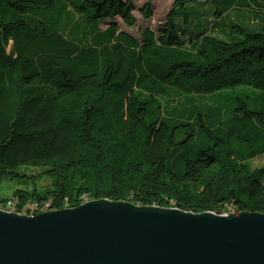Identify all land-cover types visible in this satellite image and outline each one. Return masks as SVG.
<instances>
[{"label": "trees", "instance_id": "trees-1", "mask_svg": "<svg viewBox=\"0 0 264 264\" xmlns=\"http://www.w3.org/2000/svg\"><path fill=\"white\" fill-rule=\"evenodd\" d=\"M192 1L136 38L116 22L137 25L132 0H0L1 208L105 199L264 214L248 165L264 157V0H240L249 27L221 26L238 0H214L211 28L189 42L176 22ZM241 89L251 95L226 111Z\"/></svg>", "mask_w": 264, "mask_h": 264}, {"label": "water", "instance_id": "water-1", "mask_svg": "<svg viewBox=\"0 0 264 264\" xmlns=\"http://www.w3.org/2000/svg\"><path fill=\"white\" fill-rule=\"evenodd\" d=\"M0 264H264V214L105 199L34 216L0 210Z\"/></svg>", "mask_w": 264, "mask_h": 264}, {"label": "rangeland", "instance_id": "rangeland-1", "mask_svg": "<svg viewBox=\"0 0 264 264\" xmlns=\"http://www.w3.org/2000/svg\"><path fill=\"white\" fill-rule=\"evenodd\" d=\"M135 5V11L133 12L134 17L137 19V25L134 28H129L124 25L121 19L117 18L116 22L119 24L121 31L126 32L127 34L140 38L141 32L150 29L152 31H157L160 26L165 24L167 16L171 13L173 9V4L175 0H132ZM151 5L152 16L149 19L143 18L141 10L147 5ZM243 2L238 0L234 2V9L230 15L224 19V23L221 26L225 25L227 27L238 26V27H249V13H243L242 18H240V13L236 9H239V6ZM223 10V7H220ZM219 9V10H220ZM216 14L217 8L214 4V0H193L186 7V15L189 17L188 21L183 16L177 18L176 26L180 33L182 34V39L187 41H192V38H197L201 35H205L209 30V19L208 11ZM107 23L102 25V28H106ZM211 28V26H210ZM249 29V28H247ZM236 31V30H233ZM243 92V93H242ZM248 92H252L248 89H241L237 94L234 92H227L224 96L226 100L223 102L222 106L227 111H232L236 106L237 98L243 95H251ZM216 97L210 98H198L192 102L186 110V114L193 113H205L209 107H214L217 103ZM185 102V100H184ZM228 118V115H224ZM248 165L253 169H259L261 173V179L264 180V157L257 158L248 163ZM233 210L226 211L223 214L232 212Z\"/></svg>", "mask_w": 264, "mask_h": 264}, {"label": "built area", "instance_id": "built-area-1", "mask_svg": "<svg viewBox=\"0 0 264 264\" xmlns=\"http://www.w3.org/2000/svg\"><path fill=\"white\" fill-rule=\"evenodd\" d=\"M0 210L6 211V212H17L15 209V204L12 201H9L7 205L3 208L0 207ZM51 211V207L48 203H41L36 205L28 206L27 208L23 209L22 212H17L21 215H28V216H34L43 212Z\"/></svg>", "mask_w": 264, "mask_h": 264}, {"label": "bare ground", "instance_id": "bare-ground-1", "mask_svg": "<svg viewBox=\"0 0 264 264\" xmlns=\"http://www.w3.org/2000/svg\"><path fill=\"white\" fill-rule=\"evenodd\" d=\"M227 214H231V213H227Z\"/></svg>", "mask_w": 264, "mask_h": 264}]
</instances>
